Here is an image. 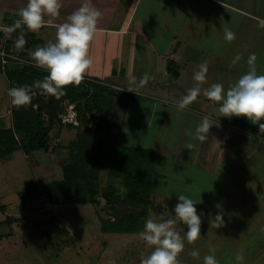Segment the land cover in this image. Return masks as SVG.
<instances>
[{
	"label": "rangeland",
	"instance_id": "374dc122",
	"mask_svg": "<svg viewBox=\"0 0 264 264\" xmlns=\"http://www.w3.org/2000/svg\"><path fill=\"white\" fill-rule=\"evenodd\" d=\"M98 1L101 2V9L112 5L110 8L113 14L118 15L120 22L129 18L131 9L125 3ZM156 1L157 4L154 0L148 1L147 16L138 13L133 23V27L140 24L136 31L131 32L139 33L136 36H139L140 44L136 45L135 51L133 47L132 51H128V71L122 76L120 83L125 85L123 87H130V80L135 77L139 85V79L146 72L151 78L146 85L134 87L136 93L121 86L114 89L108 94L113 103L107 106L106 112L122 124L119 136L121 145L133 149L145 148L157 160L154 167H147L152 184L158 178L155 171L164 175L157 181L152 194L154 204L151 208L155 205L157 207L150 210L147 219H154L162 213L165 218L174 216L178 195H187L197 202L195 207L202 221L201 236L195 244H189L185 240L184 251L179 256L181 264H203L204 256L210 254L215 256L218 264H241L236 261L237 254H240L244 246L246 249L243 261L250 256L249 252L256 248L253 243L256 242L255 239L258 240L257 233L252 235L247 231L239 242L231 236L222 239L217 233L219 228H211V221L218 213L236 210L233 199L237 194L254 190L250 189L248 175L252 173L263 176L264 132H260L258 125H253L243 117H222V120H228L230 124L227 125L230 127H226V123H218L214 116H221L219 105L208 100L202 89L213 83H221L227 90L247 72V60L253 53L257 56V72L264 74V28L251 27L247 22L252 20L251 12L264 18V0H253V3L252 0H218V3L215 0ZM82 2L83 0H62L60 16L45 17L46 21L51 19L52 23L44 27L45 30L40 35L46 39L55 38L57 26L65 22ZM26 5L27 0H0V26H11L8 19L10 13H18ZM95 6L99 8V5ZM257 7L258 9H254ZM236 8L246 11V15L239 18L242 19L241 22L246 19L239 26L234 23L225 27L235 33L234 41L228 43L223 36L220 42L218 36L221 37L222 34L218 32V25L224 18L223 10L227 14H233ZM239 14L234 13L237 17ZM138 18H142V21L139 22ZM104 34L111 36L110 32ZM175 34L185 42V49L188 48L184 61L180 63L184 69L180 82H177V76L172 71L168 73V61L166 65L164 62L155 66L152 56L153 50L158 47L156 37L159 41L166 39L167 43L162 40V46L166 48L174 40ZM115 36L119 37L118 34ZM141 36L146 37V42L142 41L144 37ZM8 38H13V35L0 37V48ZM27 38L30 39V36ZM12 51L15 57L16 48ZM198 52H204L208 56L207 82L201 85V95L197 100L181 111L178 110L177 103L186 94V88L195 86L194 72L203 64L204 54L200 56ZM192 54L193 57L190 56ZM238 54L242 59L232 64ZM15 85V82L11 84L5 72L0 71V128L12 124L11 110L15 106L10 102L8 90L18 87ZM38 96L39 93L36 92L34 98ZM40 99L41 102H47L49 96L41 95ZM65 103L62 115L64 119L71 120L75 114L72 109L74 104L68 101ZM204 116L210 117L214 123L207 140H191L186 133L189 130L194 133ZM215 127L220 130V136H217ZM240 129L250 133L242 135ZM58 131L60 135L56 137ZM51 135L52 144L58 142L63 148L58 149V152L54 149L48 153L37 151V162L34 164L21 149L11 159L0 160V234L3 236L0 238V264H140L141 253L148 255L152 251L139 236L144 225L136 232L105 231L101 219L113 217L105 203L50 201L46 194V184L64 177L63 164L68 160L69 154L64 147L75 137V130L67 125L60 128L55 126ZM188 142L195 144L192 150L184 147ZM206 157L208 161L200 165L199 162ZM108 179L107 172L103 171L102 188L107 185ZM32 184H37V193L29 189ZM233 189L236 195L232 199L230 191ZM263 194L264 192L255 191L247 195V199H250L248 205H253L252 201H264ZM217 205L220 207L217 208ZM120 209L123 211L125 207ZM176 230L184 236L187 228L177 222ZM210 245L215 249L214 253L210 252ZM192 251L199 252V259L190 255Z\"/></svg>",
	"mask_w": 264,
	"mask_h": 264
},
{
	"label": "trees",
	"instance_id": "16d2710c",
	"mask_svg": "<svg viewBox=\"0 0 264 264\" xmlns=\"http://www.w3.org/2000/svg\"><path fill=\"white\" fill-rule=\"evenodd\" d=\"M8 19L12 25L19 17L17 13H10ZM21 31L27 43L14 57L12 50ZM11 35L13 38L5 39L0 48V71L5 72L11 84L15 82L18 87L42 80L47 72L33 66L29 53L47 42L35 37L26 28L17 29ZM0 37L5 38L3 31H0ZM173 74L177 76L178 69ZM116 88L98 78L85 77L78 87L69 86L64 89L65 95L60 98L49 96L47 102H41V90L33 89L39 96L33 98L29 105L12 108V124L0 128V160L11 159L21 149L34 164L37 162V151L48 153L54 149L58 152L63 147L58 142L52 144L51 132L55 126L67 125L75 130V137L64 147L69 153L68 160L63 164L64 177L46 184L50 201L105 203L113 217L101 219L103 230L136 232L144 225L150 210L154 209L151 208L154 204L152 194L160 173L155 171L158 178L152 184L147 167H154L155 157L145 148L133 149L119 143L122 124L106 112L107 106L113 103L108 94ZM67 101L74 104L78 124L63 121L61 114ZM55 135L59 137L60 131ZM103 171L107 172L109 182L102 188ZM29 189L37 193V184L30 185ZM122 207L125 211L120 209Z\"/></svg>",
	"mask_w": 264,
	"mask_h": 264
},
{
	"label": "clouds",
	"instance_id": "9594fccd",
	"mask_svg": "<svg viewBox=\"0 0 264 264\" xmlns=\"http://www.w3.org/2000/svg\"><path fill=\"white\" fill-rule=\"evenodd\" d=\"M62 0H27V5L21 8L11 26H0L6 37L17 29L26 28L36 33L42 28L51 25L52 20L46 21L45 17L56 18L60 16ZM103 13L92 3V0H83L81 6L72 12L65 22L59 24L56 29L55 41H48L44 46H37L29 53L33 66L43 69L47 75L42 80H37L32 85L13 87L8 90V96L13 106L20 108L31 104L36 92L41 90V95L60 98L65 95L64 89L69 86H79L93 66L90 56V46L97 32V25ZM259 26L264 28V20H260ZM236 38L235 33L229 28L224 29V39L231 43ZM27 43L25 34L21 31L15 41V48L21 51ZM242 59L237 55L232 64ZM257 56L251 54L247 60L248 70L227 90L221 83H213L204 89L203 95L208 100L219 105L218 111L221 117H243L253 125H258L260 132H264V74L257 72ZM208 65L201 64L199 70L193 75L195 86L189 88L186 94L178 101V110L187 109L201 95V85L207 82ZM151 77L145 73L139 79L130 80L129 91L135 92L134 87L146 85ZM210 117L204 116L196 126L195 132L189 130L191 140L204 142L208 138L210 128L213 126ZM192 150L195 144L188 142L184 146ZM197 204L187 195H178V203L174 207V216L165 218L164 214L146 220L140 238L152 251L145 255L141 253L140 264H181L180 254L184 251L185 240L189 244L195 242L201 236V215L197 214ZM220 206L217 205V208ZM177 222L185 225L187 231L184 236L176 230ZM224 225L222 214L218 213L211 221V228H220ZM210 252L215 249L210 245ZM190 255L199 259L198 251H192ZM242 254H237L236 261L242 262ZM203 264H218L214 255H206Z\"/></svg>",
	"mask_w": 264,
	"mask_h": 264
},
{
	"label": "crops",
	"instance_id": "0c3cea01",
	"mask_svg": "<svg viewBox=\"0 0 264 264\" xmlns=\"http://www.w3.org/2000/svg\"><path fill=\"white\" fill-rule=\"evenodd\" d=\"M96 1L92 0V3L94 4V6L99 5L98 9H100L101 12L104 13L103 16H106V17H102L98 22L96 35H95V37L91 43V46H90V56L92 57L94 63H93L92 68L90 69V71L88 72V74L86 76L98 78L102 82L108 83V84L112 85L113 87H117V88L120 86L123 87L125 85L122 86L123 83H120V82H122V76H125L124 75V74H126L125 72L128 71V69H127L128 68L127 53H128V51L129 52L132 51V47L135 51L136 45L139 46V44H140V42H138L139 36H136L137 34L139 35V33L136 32L134 34H131V32L136 31L140 27V24L134 25V27H133V23L137 19L136 17H138L137 16L138 13L139 14L143 13L146 15V9L148 7V1L152 2L153 0H113L115 3H120V4L125 3V5H128L129 8L131 9V12L128 15L129 18L125 19L123 22H120L118 20L117 14H113V11L110 8V7H112V5L111 6L108 5L109 8H107L106 6L103 7L102 8L104 10L103 11L101 9V5H100L101 2L98 0H96ZM106 1H109V0H106ZM154 1L156 4L158 3V1H156V0H154ZM190 1H192V0H189V2ZM215 2L218 3L219 1L215 0ZM253 2L254 1L252 0V3ZM117 5H119V4H117ZM168 5H169V3L166 5V7ZM254 9H258V7L254 8ZM108 11H110V13ZM237 12L240 13L238 17L234 15V13H237ZM234 13L233 14H230V13L227 14L225 12V9L223 10L222 16L224 18L222 21L219 20L220 21L219 23H221V24L218 25L219 26L218 32H219V34H222L221 37L218 36V39L220 42L224 36L225 27H230L229 25L234 24V23L239 26V23H243L246 19V18H244L242 22H241L242 19H239V18H242L243 15H246L245 10L236 8L234 10ZM251 14H252V17L250 19H252V20H247V22L250 23L251 27H256V28L259 27L260 20H264V18L260 17L256 14H253L252 12H251ZM142 16H143V18L145 17L144 15H142ZM178 16H179V13H178ZM9 17H10V15L8 16V18ZM138 20H139V22H141L142 18H138ZM171 25L173 26L175 24L171 23ZM44 30L45 29L42 28L39 32L34 33L35 37L40 38L41 40H43L45 42H48L50 40L55 41V38L46 39V38H44V36H41L40 32L43 33ZM104 32H106V33L110 32L111 36L108 37L107 35L104 34ZM258 32H260V31H258ZM46 34H47V36L49 34L48 37H50L49 32H47ZM115 34H118L119 37L117 38L115 36ZM121 35H123V36H121ZM174 36H173L174 40L172 39V41L169 43L170 45H168L166 48H163V46H162V40L164 39V42H165L166 39L162 38V40L159 41L156 37V42H157L156 44H158L157 45L158 47H156L153 50L152 56H153L155 66H157L159 63L162 64L164 62H165L164 65H166L167 61L170 63V67L168 69L169 74L171 73L170 68L174 71H175V69H178L179 74L177 75L176 80H177V82H180L181 81V79H180L181 74H182V71L184 70L180 63L184 61V59H185L184 56L187 54L186 50H188V48L185 49L186 45L184 44L185 42L183 40L179 39L176 34ZM141 37H144V36H141ZM158 38L160 39V37H158ZM145 39H146V37H144L142 41L146 42ZM166 43H167V41H166ZM256 43H260V41H256ZM199 54H200V56H202L201 54H204L202 56L203 64L206 63L209 66V63L206 60V58L208 57V56H206V53L200 52ZM190 56L193 57L194 54H192ZM219 59L221 61L222 57ZM196 70H198V69H196ZM194 73H196V71ZM125 81H127V79H125ZM123 88L126 90L129 89V87H123ZM206 88L207 87H204L202 89V92ZM186 90H188V89L186 88ZM204 110L206 111V107H204ZM214 117H215V120L218 121V123H226V125L230 124V123H228V120L227 121L222 120V117L219 114H217V116H214ZM226 127H230V126L227 125ZM214 129L217 130L216 127ZM234 129H236V128H234ZM240 132L242 133V135L245 134L247 136L246 132H248V131L241 130ZM248 133H250V132H248ZM242 135H241V138L243 139ZM217 136H220V130H217ZM260 138H262V137H260ZM219 144H220V142L218 143V145ZM218 153L220 155L219 150H218ZM207 161H208V158L206 157V158H204V160L202 162H199V164L202 165L204 162H207ZM258 170H260V169H257V171ZM163 176H164L163 173H160V179ZM248 176H250V178H249L250 179L249 185L251 187L250 189L253 188L254 190H250L249 192L243 193L241 195L240 194L236 195V193H234L235 189H233L232 192L230 191V193L233 194V197L231 196L232 199L236 195V197L233 199V202L236 203V207H235L236 210L231 211L229 213H222L224 225L219 228L218 232L217 231L216 232L218 233V235L220 237H222V239L223 238L225 239L226 236H227V238H229V236H231L234 238V240L236 239V242H239V240H241L240 238H243V236L245 234H247V231L252 233V235H254V233L255 234L257 233L258 240L255 239L256 242L253 243L254 248L255 247L256 248L252 249L253 251L251 250L249 252L250 256H247L245 258L246 260L241 262V264H245V263H249V262H250V264H252L254 262H255L254 264H264V201H261V202L252 201L253 205L251 204V206H249L248 204H249L250 199H247L248 198L247 195L249 196V194H252V192H255V191L256 192H259V191L264 192V174H263V176H261V174H254L253 175L251 173ZM261 180H263V181L261 182ZM246 191H247V189H246ZM263 200H264V194H263ZM210 234H212V233H210ZM210 234H207V236ZM258 241L260 243H258ZM220 248L222 250L224 249V247H220ZM245 249L246 248H244V246H243V248L241 249V252H240V254H242L243 257H244V250Z\"/></svg>",
	"mask_w": 264,
	"mask_h": 264
},
{
	"label": "built area",
	"instance_id": "2783aa9c",
	"mask_svg": "<svg viewBox=\"0 0 264 264\" xmlns=\"http://www.w3.org/2000/svg\"><path fill=\"white\" fill-rule=\"evenodd\" d=\"M73 110H74V112H75V116L73 115V117L74 118H72L71 120H69V119H64V115H62V117H63V121H65V122H71V123H74V124H78V120H77V114H76V111H75V109H74V106H73V108H72Z\"/></svg>",
	"mask_w": 264,
	"mask_h": 264
},
{
	"label": "water",
	"instance_id": "95a60500",
	"mask_svg": "<svg viewBox=\"0 0 264 264\" xmlns=\"http://www.w3.org/2000/svg\"><path fill=\"white\" fill-rule=\"evenodd\" d=\"M156 207H157V205L153 206L152 208H154V209H155Z\"/></svg>",
	"mask_w": 264,
	"mask_h": 264
}]
</instances>
